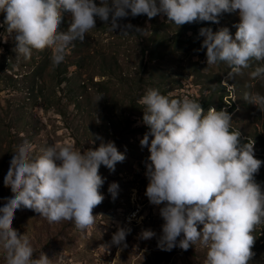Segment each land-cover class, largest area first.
<instances>
[{"label": "rangeland", "instance_id": "1", "mask_svg": "<svg viewBox=\"0 0 264 264\" xmlns=\"http://www.w3.org/2000/svg\"><path fill=\"white\" fill-rule=\"evenodd\" d=\"M138 2L0 0V264H264V0Z\"/></svg>", "mask_w": 264, "mask_h": 264}, {"label": "trees", "instance_id": "2", "mask_svg": "<svg viewBox=\"0 0 264 264\" xmlns=\"http://www.w3.org/2000/svg\"><path fill=\"white\" fill-rule=\"evenodd\" d=\"M138 1L139 2H138V5H137V8L134 7L132 9L134 11H129L128 7L125 8L124 10H125V12L128 13L130 21L135 19V16H136V18L138 20H133V21H135V22L137 21L138 22L139 20H141L140 23H142V22L145 23L146 21H148L150 19L151 12H153L154 10L159 8V4L161 3V0H148V1H146V0H138ZM164 1L165 2H171L172 0H164ZM145 3H148V6H146ZM102 16L104 18V14ZM197 24H198V15H197V13H194L192 15L191 21L185 20V21L181 22L180 29H179V31H177L176 37L174 39L176 48H177L178 45L181 46L182 35H185L188 31L192 30L194 32H197L198 30H204V29H200V27H197ZM131 28H132V31L137 33V38L140 39L142 37L141 34L139 33L140 29H138V27L136 25L133 26L132 24H131ZM11 29L13 30L14 28H11ZM15 29L18 31L17 28H15ZM25 29L26 28L23 27L19 32H24V31H26ZM157 43H159V41H157ZM187 48H190V47L187 46ZM145 96H146V93L142 92L138 97L139 98H143ZM200 108L203 109L205 107L203 105H201ZM218 110H219V113H220V109H218ZM216 132L220 134V136L217 137L220 142H222V141H229V142L237 141L239 144H249L248 142H242L241 138L238 137L237 133H235L231 128H228L226 125L219 126ZM168 136H169L170 140L173 141V136L172 135H168ZM204 143L206 144L207 141H205ZM208 148H210L209 144H208Z\"/></svg>", "mask_w": 264, "mask_h": 264}, {"label": "clouds", "instance_id": "3", "mask_svg": "<svg viewBox=\"0 0 264 264\" xmlns=\"http://www.w3.org/2000/svg\"><path fill=\"white\" fill-rule=\"evenodd\" d=\"M239 136V135H238ZM242 140V139H241ZM249 143V142H248Z\"/></svg>", "mask_w": 264, "mask_h": 264}]
</instances>
